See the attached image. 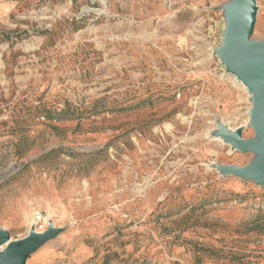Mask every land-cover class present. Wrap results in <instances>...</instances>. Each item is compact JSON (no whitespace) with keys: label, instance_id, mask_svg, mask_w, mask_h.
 <instances>
[{"label":"rangeland","instance_id":"1","mask_svg":"<svg viewBox=\"0 0 264 264\" xmlns=\"http://www.w3.org/2000/svg\"><path fill=\"white\" fill-rule=\"evenodd\" d=\"M232 2L0 0V254L34 231L24 264H264V186L226 173L263 169L226 142L256 140Z\"/></svg>","mask_w":264,"mask_h":264},{"label":"water","instance_id":"2","mask_svg":"<svg viewBox=\"0 0 264 264\" xmlns=\"http://www.w3.org/2000/svg\"><path fill=\"white\" fill-rule=\"evenodd\" d=\"M256 13L255 0H233L229 16L230 32L226 47L221 53L226 72L235 77L251 95L254 107L250 111L249 125L256 135V140H242L237 134L226 142L240 153L257 154L263 169L248 166L231 168L226 173L240 176L243 180H253L264 186V45L250 42ZM49 234L30 231L26 238L7 243L4 253L0 254V264H24L25 254L36 244L46 240ZM5 242L6 238L0 233V246Z\"/></svg>","mask_w":264,"mask_h":264},{"label":"bare ground","instance_id":"3","mask_svg":"<svg viewBox=\"0 0 264 264\" xmlns=\"http://www.w3.org/2000/svg\"><path fill=\"white\" fill-rule=\"evenodd\" d=\"M236 82H237V83H240V82H238L237 80H236ZM240 84H241V83H240Z\"/></svg>","mask_w":264,"mask_h":264}]
</instances>
